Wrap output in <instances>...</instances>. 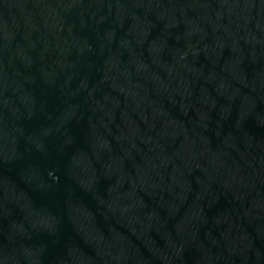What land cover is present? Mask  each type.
Listing matches in <instances>:
<instances>
[{
	"label": "water",
	"instance_id": "1",
	"mask_svg": "<svg viewBox=\"0 0 264 264\" xmlns=\"http://www.w3.org/2000/svg\"><path fill=\"white\" fill-rule=\"evenodd\" d=\"M0 264H264V0H0Z\"/></svg>",
	"mask_w": 264,
	"mask_h": 264
}]
</instances>
